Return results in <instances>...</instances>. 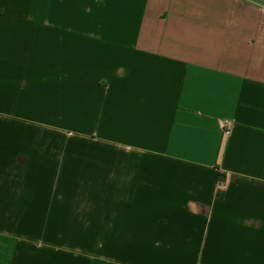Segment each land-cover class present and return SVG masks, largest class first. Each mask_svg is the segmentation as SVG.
<instances>
[{
  "label": "crops",
  "instance_id": "0c3cea01",
  "mask_svg": "<svg viewBox=\"0 0 264 264\" xmlns=\"http://www.w3.org/2000/svg\"><path fill=\"white\" fill-rule=\"evenodd\" d=\"M0 264H264V0H0Z\"/></svg>",
  "mask_w": 264,
  "mask_h": 264
},
{
  "label": "trees",
  "instance_id": "16d2710c",
  "mask_svg": "<svg viewBox=\"0 0 264 264\" xmlns=\"http://www.w3.org/2000/svg\"><path fill=\"white\" fill-rule=\"evenodd\" d=\"M254 1H256V2H262V0H254Z\"/></svg>",
  "mask_w": 264,
  "mask_h": 264
}]
</instances>
